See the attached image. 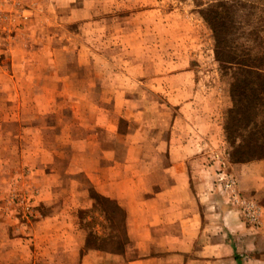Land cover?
<instances>
[{
	"label": "rangeland",
	"instance_id": "obj_1",
	"mask_svg": "<svg viewBox=\"0 0 264 264\" xmlns=\"http://www.w3.org/2000/svg\"><path fill=\"white\" fill-rule=\"evenodd\" d=\"M20 1L0 12V207L9 233L28 239L41 217L76 219L71 185L94 195L71 173L81 158L72 141L92 130L91 106L109 107L105 99L123 86L134 93L129 62L141 40L172 51L175 72L188 62L201 92L193 108L213 125L220 151L264 157V0ZM215 164L231 169L221 158ZM51 170L55 205L45 207L38 194ZM82 216L100 232L101 214Z\"/></svg>",
	"mask_w": 264,
	"mask_h": 264
},
{
	"label": "crops",
	"instance_id": "obj_2",
	"mask_svg": "<svg viewBox=\"0 0 264 264\" xmlns=\"http://www.w3.org/2000/svg\"><path fill=\"white\" fill-rule=\"evenodd\" d=\"M131 51L134 93L123 86L105 99L109 107L91 106L92 130L72 141L81 158L71 173L84 176L94 195L71 185L76 219L41 217L28 239L9 233L0 207V264H264V157L238 159L233 149L217 148L213 125L193 108L201 92L188 62L175 72L172 51L163 55L157 38ZM219 158L237 192L259 207L258 226L222 190ZM58 176L45 173L49 187L40 189L39 205H55ZM92 211L102 215L100 232L82 224L83 212Z\"/></svg>",
	"mask_w": 264,
	"mask_h": 264
},
{
	"label": "built area",
	"instance_id": "obj_3",
	"mask_svg": "<svg viewBox=\"0 0 264 264\" xmlns=\"http://www.w3.org/2000/svg\"><path fill=\"white\" fill-rule=\"evenodd\" d=\"M7 2H11L16 8L20 7V0H0V12ZM223 162H221V165ZM218 180L221 183V188L224 192L228 193L229 199L238 208L241 218L256 227L259 225V207L253 202H247L239 197V193L236 190V179L230 171L227 169H221L218 171Z\"/></svg>",
	"mask_w": 264,
	"mask_h": 264
}]
</instances>
